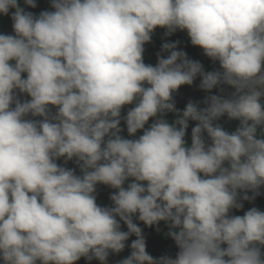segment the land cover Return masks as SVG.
Returning <instances> with one entry per match:
<instances>
[{
  "label": "clouds",
  "instance_id": "1",
  "mask_svg": "<svg viewBox=\"0 0 264 264\" xmlns=\"http://www.w3.org/2000/svg\"><path fill=\"white\" fill-rule=\"evenodd\" d=\"M51 7L35 15L19 0H0V14L15 9L13 34H0L3 264L81 257L106 264L133 234L120 264H264V211L229 214L264 186V0H51ZM157 27L186 31L219 69L205 71L176 42L162 44L167 58L146 64L144 45ZM197 76L202 90L226 84L234 92L177 109L173 94ZM16 90L31 99L21 102ZM126 105L134 106L122 116ZM225 114L239 121L234 132L214 123ZM121 120L130 136L143 134L123 137ZM189 120L197 122L190 144ZM61 157L75 158L81 174L58 165ZM98 184L116 190L111 207L98 205ZM134 215L147 226L168 224L175 258L148 254Z\"/></svg>",
  "mask_w": 264,
  "mask_h": 264
},
{
  "label": "trees",
  "instance_id": "2",
  "mask_svg": "<svg viewBox=\"0 0 264 264\" xmlns=\"http://www.w3.org/2000/svg\"><path fill=\"white\" fill-rule=\"evenodd\" d=\"M36 4H37V6L35 8H32L30 6L25 5L24 0H22V2L20 3V6L24 7L26 11H30V12L34 13L35 15H39V13L41 11H45V10L53 11L54 10L51 7V0H36ZM12 11H15V9H12ZM12 23H13V21L11 19V14L8 16V19L6 22L0 21V34H13ZM6 25L9 28H7ZM7 31H9V32H7ZM165 33H166L165 28L157 27L153 31V33L151 34L152 47H153L155 53H156L155 45H158V46L160 45L158 47V49L162 54L161 56L167 58V56L170 54V52L161 51L162 44L165 42H176L177 43V50L183 51V49L179 47L180 45L187 47L188 50L184 51V52L187 54L188 58L192 59V60L200 61L202 63V65L204 66L205 71H212L213 69L219 67V63L212 61L209 57L204 55L203 50L199 46H193L191 44L190 38L188 37L186 31L177 30L175 33H173L171 35H166ZM158 54H159V52H158ZM155 61H156V59L154 57V54L152 53V54H150V58L148 59V61H145V63L146 64L148 62L155 63ZM200 79L201 78L199 76H197V78L194 80L192 85H182V86H180L178 91L173 94L174 100H175V105H176L177 109L183 110L189 101L197 103L198 107H200V108H204L207 106L204 103V100H205V97L209 96V92L199 88ZM50 109H51V112L53 114L56 112V106H51ZM125 112H126V110H125ZM121 115L122 116L126 115L123 110H122ZM175 118H176L175 113H168L167 114V119L169 120V122H172ZM33 119L40 120L43 118L42 117H38V118L33 117ZM152 120H153V118H150L148 123L151 124ZM196 123H197L196 121L189 120L187 135L185 137V139L189 142V144L191 141V130H192V127H194L196 125ZM214 123L219 124L224 130L228 131L229 133L234 131L233 127L230 124L224 125V124H221L218 120L214 121ZM120 127L122 129L120 135H122L125 138H128L126 124L123 120H121ZM142 134H143V130H138L135 137L138 138ZM204 136H205V139H208L206 133L204 134ZM209 143H210V140H209ZM96 191L98 192V193H95L96 198H97V203H99L98 205L110 207V205L112 203V201L110 200V195L113 192H115L116 190L112 189L109 186H106L103 184H98ZM243 194L244 193L241 192V196ZM248 195L253 196V193L248 192ZM240 202L243 204V207L240 209H235V208L231 209L230 213H229L230 215H241L242 216L247 210H249L252 207H256L259 210L264 211V197H262L258 194H256L254 196V198L251 200H241ZM137 215L135 216V219L133 222L138 223L139 225L145 227V225L143 224L144 222L142 221L143 223L141 224L140 220L137 219ZM149 229L150 228L148 227V230ZM143 232H146V231H143ZM143 232H142V234H143V236H145ZM168 232H169V227L165 221H160L158 224H155L156 236L154 237L152 235L153 237H150V240L153 243H152V246L150 248L146 247V251L148 252V254H150L151 256H153L154 258H157V259L160 257H163V256H168L171 258L176 257V254L179 251V249L176 246L175 241L169 235H167ZM131 236H129V238ZM126 242L127 241H125V244H126ZM262 251H263V249H262ZM124 253H125L124 249L121 252L117 253L116 264H120V262L123 259L127 258L130 255V254H124ZM0 264H3L2 260H0ZM37 264H39V262H37Z\"/></svg>",
  "mask_w": 264,
  "mask_h": 264
},
{
  "label": "flooded vegetation",
  "instance_id": "3",
  "mask_svg": "<svg viewBox=\"0 0 264 264\" xmlns=\"http://www.w3.org/2000/svg\"><path fill=\"white\" fill-rule=\"evenodd\" d=\"M22 2V0H19V3H21ZM11 12H12V9L10 10V12H9V14L8 15H4V14H0V21H2V22H6L7 21V19H8V16L11 14ZM6 27L7 28H9L7 25H6ZM7 32H9V31H7ZM160 46V45H159ZM158 45H155V49H156V53H155V51H154V49H153V47H152V41H150V42H148V43H146L145 45H144V53H143V59H144V62L145 61H148V59L150 58V54H154V57H155V59H156V61H155V63H150V62H148L147 64H151V65H153V66H155L156 65V63H157V60H158V52H159V55L161 56L162 54H161V52L159 51V49H158V47H159ZM180 48H182L183 49V51H187L188 50V48L187 47H185V46H183V45H180L179 46ZM165 58V57H164ZM10 63H14V61L13 62H10ZM219 69V67H217V68H215V69H213L212 71H215V70H218ZM22 75H24V76H26V74H22ZM16 92H17V98L21 101V102H24V101H26V100H30L31 99V97L30 96H28L26 93H20L19 92V90H16ZM232 92H234V89L230 86V85H226V84H224V85H220V86H218V87H216V88H214V89H212L210 92H209V95H222V96H224L225 98H228V97H230L231 96V93ZM134 106V105H133ZM13 107H14V105H13ZM49 107H51V105L49 106ZM127 109H128V105H126V106H124V108L122 109L123 111H124V113L126 114V112H127ZM125 110H126V112H125ZM27 118H29V119H33V117H31V116H29V117H27ZM35 118H38V117H35ZM154 119V118H153ZM218 121L221 123V124H224V125H228V124H230L232 127H233V129H234V131L237 129V127L239 126V121L238 120H234V119H229L228 117H227V115L225 114L224 116H222V117H220L219 119H218ZM152 122H153V120H152ZM150 125V123H148V124H146L145 125V127L147 128L148 126ZM233 131V132H234ZM129 135V134H128ZM135 136H136V134H135ZM134 138H136V137H134ZM57 163H58V165H60V166H63V167H66V168H70V169H74L75 170V173L77 174V175H80L81 173H80V168H79V165L76 163V161H75V158L73 159V160H68V161H66L63 157H61V158H59L57 161H56ZM96 189H97V186H96ZM96 193H98L97 191H96ZM99 204V203H98ZM140 223L142 224L143 222L142 221H140ZM141 229H142V232L143 231H146V232H143L144 233V239H145V242H146V247H151L152 246V241L150 240V237H155L156 236V233H155V225H152V226H147V225H145L144 223V225H145V227L144 226H141V225H139L138 223H136ZM148 227L150 228L149 230H148ZM153 235V236H152ZM137 237L135 236V235H132L128 240H127V242H126V244H125V248H124V250H125V253L124 254H131V251H132V249H131V247H130V245H131V243H132V241L133 240H135ZM84 257H81L78 261H76L75 262V264H79L80 262L82 263L83 262V259ZM83 259V260H82ZM80 263V264H81Z\"/></svg>",
  "mask_w": 264,
  "mask_h": 264
},
{
  "label": "water",
  "instance_id": "4",
  "mask_svg": "<svg viewBox=\"0 0 264 264\" xmlns=\"http://www.w3.org/2000/svg\"><path fill=\"white\" fill-rule=\"evenodd\" d=\"M133 107V105H128V109L127 111ZM135 135L134 136H130L128 135V138L129 139H134ZM225 166H227V162H225ZM132 181V178H129L127 181H125V187H127V184L130 183ZM142 183H147V182H142ZM258 195L264 197V186H261L259 189H258ZM112 206V203L110 205V207ZM136 215L133 216V220L135 218ZM117 219L119 220V217H117ZM120 224H121V231H127V225L123 222V221H120ZM264 251V249H263ZM116 256H117V253H113V252H110L109 256L107 257V261H106V264H114L115 262V259H116ZM81 264H101V262L97 259H92L91 261L87 260L86 258H84L83 262Z\"/></svg>",
  "mask_w": 264,
  "mask_h": 264
},
{
  "label": "rangeland",
  "instance_id": "5",
  "mask_svg": "<svg viewBox=\"0 0 264 264\" xmlns=\"http://www.w3.org/2000/svg\"><path fill=\"white\" fill-rule=\"evenodd\" d=\"M10 62H13V61H10Z\"/></svg>",
  "mask_w": 264,
  "mask_h": 264
}]
</instances>
